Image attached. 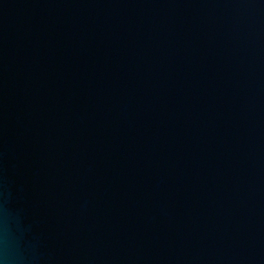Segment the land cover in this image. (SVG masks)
<instances>
[{"label": "water", "instance_id": "95a60500", "mask_svg": "<svg viewBox=\"0 0 264 264\" xmlns=\"http://www.w3.org/2000/svg\"><path fill=\"white\" fill-rule=\"evenodd\" d=\"M0 264H264V0H0Z\"/></svg>", "mask_w": 264, "mask_h": 264}]
</instances>
